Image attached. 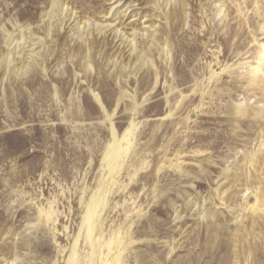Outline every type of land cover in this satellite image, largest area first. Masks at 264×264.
I'll return each mask as SVG.
<instances>
[{"label": "rangeland", "instance_id": "374dc122", "mask_svg": "<svg viewBox=\"0 0 264 264\" xmlns=\"http://www.w3.org/2000/svg\"><path fill=\"white\" fill-rule=\"evenodd\" d=\"M112 2L0 0V264H264V0Z\"/></svg>", "mask_w": 264, "mask_h": 264}, {"label": "bare ground", "instance_id": "6f19581e", "mask_svg": "<svg viewBox=\"0 0 264 264\" xmlns=\"http://www.w3.org/2000/svg\"><path fill=\"white\" fill-rule=\"evenodd\" d=\"M136 5H138V3H135V0H113L112 6L110 8V11H112L113 9L114 10H119L122 7L126 6V8L123 10V12H125L124 13V15H125L127 13V11H129L128 13H131V12L137 10L138 8L135 7ZM144 21H147V20H144ZM100 26L101 27L98 28L99 32H101L102 30H104V32H109L110 24L100 25ZM95 28H97V27H95ZM115 33L117 34L116 36H118V37L120 36V33H117V30H116ZM137 35L141 36V40L142 41L144 40V35H145L144 33L137 32ZM123 36H124V34H123ZM124 39H125L124 41H121V43L123 44L122 48L127 47V46L130 45L128 50H126L124 52L129 51V53L127 55L130 56V58H131L133 55H136V53L134 52L135 49L133 48V46H134V42L133 41H134L135 38L127 39V37H126ZM126 41H127V44L124 45ZM19 43L23 44L24 42L23 41L22 42L19 41ZM257 71H258L257 67H254L252 72L254 73L255 77H259V75H257L258 74ZM130 131L131 130L129 128V129L125 130V132L122 135V139H124L126 141L125 147H122L121 145H119L118 142H116L114 140L113 144L111 145V148H110L109 152L107 153V155L105 157L106 159H108L109 162H111V161H113L114 159H117V158L119 159V157H121L126 152L127 144H128V135L130 134ZM258 203H259V200L257 198H255V200L253 201V203L251 204L250 207H255ZM100 206H101V202L95 203L93 205V207H91V208L89 207V209L87 210V212L85 213V215L83 217V225L85 226V232H86V236L88 237V239L92 238L93 237V233L95 232V229H96V216H95L94 213L96 212L97 208H99ZM115 257H117V256H115ZM73 258H74V254L71 253L69 255V258L67 259L69 261V264H72ZM115 262H117V258H116ZM104 264H115V263H114V260H113V262L112 261H110V263L105 262Z\"/></svg>", "mask_w": 264, "mask_h": 264}]
</instances>
